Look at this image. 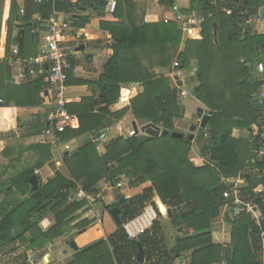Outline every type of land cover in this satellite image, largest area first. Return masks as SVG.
<instances>
[{"label": "trees", "instance_id": "1", "mask_svg": "<svg viewBox=\"0 0 264 264\" xmlns=\"http://www.w3.org/2000/svg\"><path fill=\"white\" fill-rule=\"evenodd\" d=\"M160 4L172 8L173 0H161ZM95 5H99V1L94 2ZM100 8L102 13V3ZM262 8L264 0H191L190 9L181 12H198L206 18L201 39H193L196 41L183 39L176 22L143 24L134 29L121 22L101 24V28L110 33L111 56L97 85L100 96L97 101L83 99L77 105L69 101L66 110L69 114L75 113L78 123L57 134V139L67 142L95 135L106 127L109 118L117 121L127 111L137 121L153 125L162 123L164 131L176 133L174 120L183 116L180 90L172 89L167 80L157 78L154 71H165L173 64L178 70L186 71L195 62L197 87L194 94L204 106L208 120L205 128L198 130L194 145L202 158L215 163L216 169L208 165L196 168L190 163L192 143L188 139H174L170 135L121 137L111 140L102 155L97 153L95 143L88 142L70 157H64L66 176L57 172L46 184L37 178V189L33 192L30 177L46 163L53 167L51 147L43 144L19 148L15 159L11 157L17 152L6 148L2 155L10 156V168L18 167H14V163H20L27 151L36 156L32 165H26L25 161L14 174L0 181V252L16 242L26 245L24 251H12L8 258L10 264H26V251H40L67 233L86 232L91 227L88 219L73 217L87 205V200L68 203L77 185L86 195L96 199L100 181L115 186L117 179L122 175L129 176V173L134 178L115 193L118 203L104 207L108 213L115 207L120 209V225H115V231L105 239L77 249L73 258L64 264H135L138 244L144 249L143 264H175L185 254H189V264H262L261 230L245 207L249 204L259 210L260 225L264 230V192H255L264 186V157L258 158V148L264 150V141L259 138L258 147L253 142L264 132V106H259L253 97L264 89V71L258 73L257 70L258 64L264 67V33L255 34L247 24ZM21 9L12 2L11 19L18 20ZM223 10L231 14L227 15ZM52 13L50 0L39 3L25 0L20 21L26 26L35 14L36 22L40 23ZM112 15L122 19L118 8ZM88 22L89 18H79L73 20V27L80 29ZM24 39V35L9 38L5 44L7 54L11 43H15L21 59L28 55L35 57V53L25 52ZM36 39L35 34L30 35V40ZM173 53L175 57L171 55ZM144 60L147 66L143 65ZM30 70H25L26 80ZM67 76L66 86L84 85V82L72 79L71 72ZM45 77L44 72L32 82L13 87L8 84L10 68L0 64V109L8 108L11 102L16 107L40 106L43 101L40 93L48 87L44 83ZM137 82L143 84V94L131 100L128 109L111 114L108 108L122 100V85ZM99 106L96 114L92 113ZM48 114L38 115L37 122L26 128L25 135H40L51 126L47 121ZM243 129L251 130L247 143L235 140L231 135L233 130ZM243 149L246 150L244 155ZM240 174L244 185L236 190L243 210L236 216L233 213V218L226 213L231 242L227 247L213 244V221L223 207L233 208V197H223L225 192L232 194V188L222 183L220 177L235 180ZM146 182H150L151 187L141 191L139 186ZM17 194L25 199L17 202ZM156 197L163 204H158L160 211H165L164 206L169 208V221L180 230L173 247L166 243L162 215L154 206ZM120 199H123L121 203ZM148 204L157 210L155 220L148 230L129 239L123 226L137 219ZM47 214L54 215V225L43 231L39 228V219ZM41 256L39 254L38 260Z\"/></svg>", "mask_w": 264, "mask_h": 264}, {"label": "crops", "instance_id": "2", "mask_svg": "<svg viewBox=\"0 0 264 264\" xmlns=\"http://www.w3.org/2000/svg\"><path fill=\"white\" fill-rule=\"evenodd\" d=\"M91 1L92 3L90 2V0H50L53 8L52 14H55L59 19L63 21H67L70 26L69 31L65 34L64 38L65 43L73 47V53L70 60L72 64V79L84 82V85L67 86L68 102H73L74 105H77V103H79L80 100L83 99H92L93 101H97L100 96V90L97 85L101 79V75L103 74V68L111 56V51L109 49L111 38L110 33L108 32V30L101 28L102 23L108 25L111 23L117 24L121 22L124 23L125 26L129 29L140 28L143 24L150 23L163 22L164 24H167L165 23L166 18L169 22H174L172 19L176 11L189 10L191 7V0H173L172 8H167L161 5V0H115L117 4L116 8H118V13L120 16H122V19H119L114 15L106 14L104 12V9L101 13L100 6L101 3L103 4V0ZM97 1H99V5L93 6V3ZM12 2L22 8L19 11V16L20 18L23 16V6L25 5V0H0V43L6 44L9 38L17 39L18 37L21 38L24 35L25 39L23 41V48L25 52L35 53V57H30L28 55V57L24 60H33L35 58H38L44 51V47L42 39L38 34L35 33V29L43 24V21L37 23L38 18L34 17L35 14L34 16L32 15L31 22H28L26 26H24V24L20 21V18L18 20L11 19L10 7ZM70 6L74 7L70 8ZM79 18H89V22L83 28L75 29L73 27V20H78ZM262 23H264V18L261 19V22L256 26V28H254L255 34L264 33V31L258 28L259 25L262 26ZM180 31L183 34V39L192 41H196L193 40L196 38H199L198 40L201 39L199 32L196 30L191 31L189 36L185 35V33L181 29ZM34 34L37 37L36 41L30 40V35ZM11 47H16L18 49L15 43H11ZM170 53L171 52L169 51V54ZM174 54L175 53L171 55L175 57L176 54ZM146 63V60H144L143 65L147 66ZM41 64V69L43 71L41 73H38L33 69V71L29 73V79L24 81L19 78V72H17V70L10 69V81L8 82V84L12 85L13 87H20L23 84L34 81V79H36L38 75H41L46 70V64ZM195 71V62L191 63L190 69L188 71L178 70L177 65L175 64L167 68L165 71H160L158 69L154 71L156 77L165 78L172 89L178 88L180 90L181 97L179 100V104L183 109V116L180 119L174 120V129L176 133L183 135V139L185 138L188 140L190 135V127H196V130L193 134L194 139L198 130L201 129L200 125H197L196 122L198 118H201L197 115V109L201 108L203 109V111L205 110L204 106L197 100L194 94L197 87ZM44 83L46 84L45 80ZM122 88V100L119 103H116L108 108L111 114L119 113L128 109L130 106V101L142 95L144 92L143 84L140 82L124 84L122 85ZM40 97L43 99V101L42 104L38 107H16L14 105V102H11L8 108L0 109V122L2 123V127L5 125V123L10 122L11 128L14 129L11 134L9 133L10 135H7L8 138L4 135L3 132H0V181H5L9 176H11L13 172H15L16 168L24 165L23 162L26 161V165H32V163L35 161V153L27 151L23 154L20 163H14L13 166L18 167L10 168L12 166L9 165V160L11 158H16L15 156L18 154L19 148L26 149L27 147H30L32 145L43 144L49 145L51 147L50 152L52 158L50 163H52L53 167H51L50 164L46 163L42 168L36 170L35 172V176H37V178H39V180L43 184H46L48 181H51L55 178L57 172L66 176L67 174L64 169V157H70L77 150L83 148L88 142L95 143L97 153L99 155H102L105 152V146L111 140L121 138L126 131L128 135L129 131L133 129V123H135L139 130L135 134V136H147L144 133H141L140 129L145 124L149 125V123H147L146 121H137L130 111L125 112L122 118L118 119L117 121L109 118L107 120L108 125L106 124V127L103 130L100 129L95 135L89 134L80 138L69 140L67 142H61L60 139H58L57 143H53L51 138L44 135V132L40 135L27 136L25 135V131L27 130L26 128L30 125L33 126V124L37 122L38 115H45L47 112L50 113L53 109L54 97L48 87L44 90L43 93H40ZM188 99L192 100L188 101ZM98 108H100V106L96 107L92 113L96 114ZM195 109L196 112H194ZM67 114L73 122L71 124V128L75 127V124L77 125L78 123L77 116L75 115V113L69 114L67 112ZM5 119L6 121H4ZM250 133V129L233 130L231 135L235 140L247 143L250 139ZM263 134L262 136L258 135V137L264 141ZM255 138L253 139V142L254 145L258 147L257 143H255ZM194 139L193 141H190L192 143L189 153L190 163L196 168H201L208 165L210 168L216 169V165L214 162H212L209 158H202L199 155L196 146L194 145ZM65 145L69 147L68 152L65 151ZM6 148H12V150L17 153L12 154L11 158L10 156H3L2 152ZM258 149L259 152L263 150L262 147ZM242 154H246L245 149L242 150ZM259 157L260 156L258 154V158ZM252 163L253 161H251V164ZM121 179L122 178L117 179V183ZM220 179L222 183L228 184L230 188H232L233 192L237 189V187L244 185V179L241 174L235 180H230L223 177H220ZM102 183L103 182L100 181L97 185V189L100 191L98 198H101ZM78 187L81 186L78 185ZM149 187H151L150 182H146L140 185L139 189L142 191L143 189ZM255 192H264V186L258 187ZM107 197L112 198L109 195ZM156 200L158 202L157 197L154 198V202H156ZM99 201L95 202V204H93V207L96 205L101 206V199H99ZM240 203V200L238 201V203H234L233 201V208H230L229 206L223 207L218 218L213 221V244L222 245L223 247L229 246L231 242V227L226 221V213H229L231 218H233L234 216L231 215V212L233 210L237 211V209L235 208L240 207ZM102 205L103 208L107 206L105 205V203H102ZM252 208L253 211L250 212L252 218L260 217L261 214L259 210L254 207ZM90 210L91 209H80L75 213L73 217H75V219L77 220H83L84 218H87L89 216V213H91ZM167 210L169 209L167 208ZM97 212L96 215H99V217H101L100 213L98 214ZM238 214L239 212H237L235 216ZM53 225V214H47L46 216L39 219L40 230L46 231ZM75 233L76 232L74 231L67 233L60 239L46 244L40 250V254L42 253L41 258H43V262L40 263L39 260L37 263L45 264L48 262V264H64L65 262L73 258L74 252L77 249L84 248L94 241H100L101 219L98 218L93 223V225H91V227L87 228L86 232L83 231L76 233L77 235H75ZM72 242L75 244L76 250L72 249V247L70 246V243ZM167 245L169 246L168 243ZM180 259L181 262L178 260V264L190 263L189 254H185L184 257Z\"/></svg>", "mask_w": 264, "mask_h": 264}, {"label": "built area", "instance_id": "3", "mask_svg": "<svg viewBox=\"0 0 264 264\" xmlns=\"http://www.w3.org/2000/svg\"><path fill=\"white\" fill-rule=\"evenodd\" d=\"M35 2H42L47 0H33ZM104 4V12L108 15H112L116 10V1L115 0H103ZM227 15L231 14L228 10H223ZM260 13V12H259ZM209 18L211 15L208 16ZM174 22L179 24L180 29L185 33V35L189 36L190 32L193 30H197L199 35L201 33L202 25L205 23L206 18L204 14L201 13H192L185 14L181 11H176L174 17L172 19ZM168 19H165V23H168ZM261 22V19L258 16L254 17L250 21L247 22L250 30H254V25L257 26ZM69 23L67 21H63L59 19L55 14H51L48 16L46 20L43 21L39 27L35 29V33L38 34L43 43L44 51L40 55V57L35 58L33 60H24L19 56V51L16 47H10L9 52L7 54L6 45L0 43V64H6L10 69L17 70L19 72L18 76L21 80H26V68H31L29 71L32 72L35 69L38 73H41L43 70L41 69V63L46 64V77L45 82L48 85V89L53 94L54 104L52 111L48 114L47 121L51 126L47 127L44 131V135L52 139L53 143H57V134L63 133L66 129L71 128V124L73 123L70 117L66 112V105L68 102L67 99V74L72 71L71 64V55L73 53V47L65 43V34L69 31ZM38 66V67H37ZM258 73H262L264 71V67L262 64L257 65ZM254 97V100L257 102L259 106H264V89L259 90ZM197 125L201 124V118L197 119ZM150 127L157 131L158 134L164 131L162 123L158 124H149ZM136 132L131 129L128 133L129 137L135 136ZM264 138V134H263ZM69 147L65 145V151L68 152ZM260 157H264V150L259 152ZM117 186H121L120 183H117ZM120 188V187H119ZM77 193L80 196L85 197V199H89L90 196L86 195L82 189L77 188ZM76 194L72 195L75 196ZM71 196V198H72ZM233 197L234 203H238V194L237 191L234 190L232 194L225 192L223 194L224 198ZM74 198V197H73ZM87 199V200H88ZM241 204V203H240ZM145 208L144 213L141 214L134 221L128 222L123 226L127 236L129 239H135L140 234H142L145 230L144 228L148 225H152V222L155 220L153 218L154 212L151 208ZM240 207L235 208L237 212H241L243 209ZM247 211L250 213L253 211L252 206L249 204L245 205ZM151 209V210H149ZM151 212L152 220L145 224L143 219L146 217V214ZM156 218V217H155ZM154 219V220H153ZM140 220V221H139ZM256 225L261 230L260 238H261V247H262V256L261 263L264 264V230L260 225V217H253ZM148 230V229H146ZM6 252L3 250L0 252V264H4L5 258H9L12 254V251H24L25 248L20 246L19 242L5 248ZM40 251H26V264H38V256ZM9 260V259H8ZM43 262V258L39 259ZM45 264H48L45 263Z\"/></svg>", "mask_w": 264, "mask_h": 264}, {"label": "rangeland", "instance_id": "4", "mask_svg": "<svg viewBox=\"0 0 264 264\" xmlns=\"http://www.w3.org/2000/svg\"><path fill=\"white\" fill-rule=\"evenodd\" d=\"M254 27H256V26L254 25ZM263 27H264V23H262V26L261 25L258 26V28L260 30L264 31ZM195 76H196V71H195ZM191 100L192 99H190V100L188 99V101H191ZM194 112H196V109H195ZM4 121H6V119ZM3 129H4V131H3ZM13 131H14V129L11 128V123L10 122L5 123V125L3 127H2V123L0 122V132H3L4 135L7 138H8L7 135H10L11 132H13ZM128 137L129 136L127 135V131H126L125 134L122 135V138L126 139ZM133 178L134 177H133L132 173H129V176L128 175L127 176H123L122 175V179L119 180V182H118L121 185L119 187L120 188L125 187L127 185L128 181L132 180ZM119 187L117 186V184L115 186H112L111 184H109L107 182H103L101 184V191H102L101 192V198L99 197V198L94 199V198L90 197L89 199L87 198L88 199L87 200V199H85V197L78 195L77 188H80V189H82V188L78 187V185H77V187H76V189L74 190V193H73V195L74 194H76V195L72 196V198L71 197L68 198V203L69 204H72L74 202H80L82 200H87V205H85L81 209H91L90 210L91 213H89V216L87 218H84V219H88L92 223V225L98 218L101 219V239L106 238L108 235L112 234L115 231V224H114L113 220L111 219L110 214L107 211H105L104 208L102 207L103 206L102 203L103 204L105 203V205H107V206L117 204L118 201L115 198V193L118 192V190L120 189ZM108 195L111 196L112 198H108L107 197ZM24 199H25L24 196H20L18 194H17V197H15V200L17 202L22 201ZM99 199H101V206L100 205H96V206L93 207V204H95V202H98ZM159 202H160L159 199H158V202L156 200V202H154V206L158 209L159 213L162 215L161 223H162V227L164 228L163 232H164V236H165V239H166V243L169 244V247H173L174 246V240H175L176 237H178L177 235L180 233L179 232L180 230L178 228H175L170 223L169 220L171 219V214H170V217L167 216V211H170V210H167V208L164 207V209H166L167 211L165 210L163 213L160 212L158 204H160L161 202L160 203ZM161 205L163 206V204H161ZM150 206L151 205L148 204V205L145 206V208H150ZM155 207H151L153 212H154V216H153L154 219H155L156 213H157V210L155 209ZM149 210H151V209H149ZM97 211H99V212H97ZM96 212L98 214L100 213L101 217H99V215H96ZM143 213H144V211L142 212V214ZM235 214H236V212H235ZM149 228H150V225H148L147 228L145 227L144 230L149 229ZM74 232L77 233V231H74ZM76 233H75V235H77ZM188 233L190 234V231ZM20 246L25 248L26 245H21L20 244ZM3 252L5 253L6 250L4 249ZM8 261H9L8 258H5V262H3V263L4 264H10V262H8ZM39 262L41 263V261H39ZM175 264H178V262H175Z\"/></svg>", "mask_w": 264, "mask_h": 264}, {"label": "water", "instance_id": "5", "mask_svg": "<svg viewBox=\"0 0 264 264\" xmlns=\"http://www.w3.org/2000/svg\"><path fill=\"white\" fill-rule=\"evenodd\" d=\"M259 18L263 19L264 18V8L261 9L260 13H259ZM213 36H214V42L215 44L217 43V38H216V30L214 28L213 30ZM197 115L199 117H201V124H200V128L204 129L206 124H207V120H208V116L206 114H204L203 109L198 108L197 109ZM134 131L137 133L139 130L137 128V126L135 125V123H133L132 125ZM196 130L195 126L190 127V135H189V141H193L194 139V132ZM141 133H144L145 135L152 137V138H158V137H162V136H168L170 135L172 138L174 139H183V135L178 134V133H170L169 131H163L161 132V134H158L157 131L153 130L150 125L145 124L141 129H140ZM259 137L257 136L255 138V143H257ZM29 184L31 186V190L34 192L37 189V177L34 175L32 177H30L29 179ZM123 201V199H120L119 202L121 203ZM107 207V206H105ZM255 210V209H254ZM236 212V210H233L231 212V215H233V213ZM109 214L111 216V219L113 220V222L115 223V225H120V220H119V214H120V209L115 207L113 209H111L109 211ZM170 211H167V216L170 217ZM70 246L72 247V249L76 250V246L75 244L72 242L70 243ZM179 261L181 262V259H179ZM144 263V249L141 247L140 244H138V252H137V256H136V262L135 264H143Z\"/></svg>", "mask_w": 264, "mask_h": 264}, {"label": "bare ground", "instance_id": "6", "mask_svg": "<svg viewBox=\"0 0 264 264\" xmlns=\"http://www.w3.org/2000/svg\"><path fill=\"white\" fill-rule=\"evenodd\" d=\"M235 214V212H234ZM152 220V215L151 213L146 214V217L143 219V221L145 222V224H148V222H150ZM140 221V220H139Z\"/></svg>", "mask_w": 264, "mask_h": 264}]
</instances>
